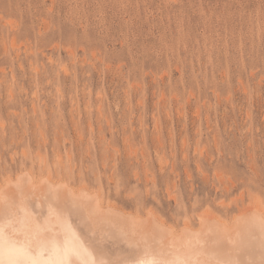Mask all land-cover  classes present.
Masks as SVG:
<instances>
[{"label":"rangeland","instance_id":"374dc122","mask_svg":"<svg viewBox=\"0 0 264 264\" xmlns=\"http://www.w3.org/2000/svg\"><path fill=\"white\" fill-rule=\"evenodd\" d=\"M25 169L177 231L264 207V0H0V185Z\"/></svg>","mask_w":264,"mask_h":264},{"label":"bare ground","instance_id":"6f19581e","mask_svg":"<svg viewBox=\"0 0 264 264\" xmlns=\"http://www.w3.org/2000/svg\"><path fill=\"white\" fill-rule=\"evenodd\" d=\"M7 177L0 185V264L264 262L259 203L240 208L232 222L208 212L197 228L186 222L177 231L153 210L137 215L50 174L25 169Z\"/></svg>","mask_w":264,"mask_h":264},{"label":"snow or ice","instance_id":"6c2138e0","mask_svg":"<svg viewBox=\"0 0 264 264\" xmlns=\"http://www.w3.org/2000/svg\"><path fill=\"white\" fill-rule=\"evenodd\" d=\"M262 254H264V253H262ZM152 264H156V262H155V261H153V262H152ZM262 264H264V262H262Z\"/></svg>","mask_w":264,"mask_h":264}]
</instances>
